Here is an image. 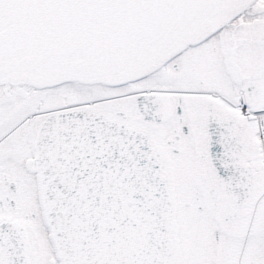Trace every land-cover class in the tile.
<instances>
[{
  "label": "snow or ice",
  "instance_id": "6c2138e0",
  "mask_svg": "<svg viewBox=\"0 0 264 264\" xmlns=\"http://www.w3.org/2000/svg\"><path fill=\"white\" fill-rule=\"evenodd\" d=\"M0 264H264V0H0Z\"/></svg>",
  "mask_w": 264,
  "mask_h": 264
}]
</instances>
